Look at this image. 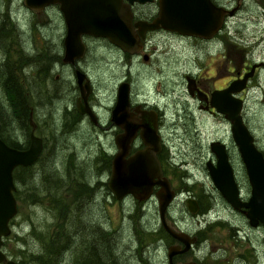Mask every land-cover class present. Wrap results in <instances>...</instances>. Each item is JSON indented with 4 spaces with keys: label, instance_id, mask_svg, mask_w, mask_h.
Instances as JSON below:
<instances>
[{
    "label": "rangeland",
    "instance_id": "374dc122",
    "mask_svg": "<svg viewBox=\"0 0 264 264\" xmlns=\"http://www.w3.org/2000/svg\"><path fill=\"white\" fill-rule=\"evenodd\" d=\"M21 1L0 0V73L11 71L22 93H28L27 109L31 108L30 120L42 151L30 169L33 181L19 174L23 185L14 183L17 212L0 249L6 259L28 264V257L36 255L51 235L69 231L73 238L61 264L76 262L90 241L101 253L110 250L112 264H166V247L172 241L158 223L155 200L115 201L105 185L107 161L113 154L109 112L116 85L125 79L131 86V101L155 104L161 113L164 174L176 195L165 221L174 231L200 241L184 263L195 259L206 264H245L235 258L246 249L250 254L242 259L264 264V246L259 243L263 233L232 219L204 168L206 161L214 162L208 144L218 141L226 147L235 172L241 171L229 125L220 115L198 110L183 80L184 75L200 81L214 78L217 87L225 84L232 68L264 64V0H212L231 12L214 40L202 43L151 34L146 62L111 48L90 49L84 70L93 83L91 104L101 129L87 120L79 122L70 111L73 99L67 94V81L72 78L67 70L54 66L56 20L50 16L40 25L42 18L28 12ZM63 81L65 85L59 84ZM247 82L236 97L242 101L244 125L264 158V66ZM1 83L0 75V132L7 142L25 144L29 126L15 120ZM188 198L201 208L196 215L186 210ZM231 225L242 229L250 242L233 243Z\"/></svg>",
    "mask_w": 264,
    "mask_h": 264
},
{
    "label": "water",
    "instance_id": "95a60500",
    "mask_svg": "<svg viewBox=\"0 0 264 264\" xmlns=\"http://www.w3.org/2000/svg\"><path fill=\"white\" fill-rule=\"evenodd\" d=\"M144 3L147 0H22V6L30 12H39L49 5H57L65 26L64 62L81 57L84 47L82 36L106 39L123 53L133 54L139 49L134 37V28L142 35L146 31L162 29L180 36L209 40L221 30L223 19L231 15L210 0H157V16L150 23L132 24L130 5L133 2ZM140 30V31H139ZM264 64H252L241 79H235L222 90L210 93L209 106L214 113L223 117L229 125L232 144L244 169L249 184V198L241 203L233 181L232 170L225 146L219 142H210L208 150L215 159L212 165L205 163L208 177L221 198L233 208L247 209L246 217L252 225L259 221L264 225V158L255 147L253 138L244 125L241 116L242 101L236 97L243 91L252 77L253 71ZM76 84L80 86L82 74L76 73ZM191 82L187 80L186 90L191 94ZM88 86L79 87L82 102H85ZM128 84L119 83L115 92V102L110 111L109 122L121 133L113 137L116 152L111 157L106 188L115 201L130 196L136 202H144L153 197L156 201L158 223L163 232L180 243L183 248L172 246L167 249L166 257L185 253L194 238L182 232H175L165 221L166 209L175 199L169 181L162 177L156 155L160 151V139L156 129L154 112L128 113ZM200 100V98L198 97ZM77 112L86 115L90 121L93 114L88 107L77 105ZM30 125L28 145L23 150L8 147L0 140V249L4 238L10 234L8 223L17 212L14 198L15 186L12 173L17 167H30L37 162L42 151L41 139L34 134ZM143 146L129 157L127 154L135 139ZM153 187L158 190L152 192ZM190 214L197 213L194 200L185 201ZM256 219V220H254ZM0 264H15L6 259L0 250ZM193 264V263H189Z\"/></svg>",
    "mask_w": 264,
    "mask_h": 264
},
{
    "label": "flooded vegetation",
    "instance_id": "af4514ba",
    "mask_svg": "<svg viewBox=\"0 0 264 264\" xmlns=\"http://www.w3.org/2000/svg\"><path fill=\"white\" fill-rule=\"evenodd\" d=\"M210 2L213 5H215L217 7H221L224 10H226L225 7L216 5L212 0H210ZM21 4H22V1H21ZM143 7H147L148 9L143 10L142 9ZM27 11L30 12L29 10H27ZM130 11L132 13V24L137 23V22L150 23L157 16V0H147L144 3H138V2L134 1L130 5ZM30 13L32 15H35L39 19L42 18L40 25L48 23V21H50V16L54 17V19L56 20L55 23H52V24H55L54 28L57 30V33H56L57 35L54 37V46H53V48L55 50L54 66L56 68H58L59 71H61L63 69L67 70V76L72 78V82L67 81V83H68V85H67L68 88L67 89H69V91H67V94L69 95V97L71 99H73V107L71 108L70 111H72L73 114L75 115V117L78 118L79 122L87 120L94 127H97L99 129H101V126H103V125L100 124L99 118H98V116L96 114V111L93 109L94 106H92V104H91V98H92V95H93V86H92L93 83H92V80H91L89 74L84 70V67H85V64H86L84 59H85V56L87 55V53L89 52L90 49H96V48H102V47L103 48H111V49H114V50H117L118 52H120L122 54V56H124V57H127V58L141 57V60L143 62H146L148 60V56L145 54V51L147 50V44L149 43L148 38H149V36L151 34L162 33V34H165V35L170 36V37H174V38H178V39H194V40H198L199 42H202V43H209L212 40H214L215 37L217 36V34H216L214 37H212L209 40H202V39H198V38H194V37L180 36V35H178L176 33L167 32V31L162 30V29H157L155 31H146V32L142 33V35H140L137 32L138 29L134 28V37H135L136 41L139 43V49L137 50L136 53H133V54H128V53L121 52L118 48L114 47L109 42H107L106 39L95 38V37H91V36H82V37H80V41H81V43H82V45L84 47V50H83V53H82L81 57L73 58L71 62H64L63 61V59H64L63 41H64V37H65V26H64L62 14L59 11L58 6L57 5H49V6L44 7L39 12H30ZM223 21H224V19H223ZM263 66H261V67H263ZM261 67H259V68H261ZM249 68L250 67H247L246 69H242V70H235V71L232 68L231 71L227 72V74L230 75V77H228V79L225 82V84H223L222 86H217V87H215L213 85L214 78H208L206 80L200 81V80H197V78L192 77L191 75H184L183 76V80H184V84H185L186 94L188 95V97L191 100H194L196 102L198 110H200L202 112H205V113H207L209 115H217V114L214 113L213 109L209 106L210 93L213 92V91H218V90L225 89L229 85L230 82L234 81L235 79H241L242 75L249 71ZM257 69L258 68H256L253 71L252 76L254 75V72ZM76 73H80L83 76L80 86L83 87L84 84H85V85L88 86V89H89V93H87V95H86L85 102H82V100L80 98V94H79V87L80 86H78L76 84V76H75ZM54 78L57 79V80L59 79L57 74H55ZM250 79H248V81ZM187 80H189L191 82V86H190L191 90H192L191 94H189L187 92V90H186ZM122 82L128 84V86H129V93H128V113L129 114L134 115L136 113L135 111H137V112H143V111L144 112H154L156 114V129H157V135L159 136V139H160V151L156 155V158H157V160L159 162V165H160V170H161L162 177H165L168 180V178L164 174L165 173V162H164V146H163V143H162V137L160 135L161 134V130H162L160 110L155 106V104L154 105H150V104H148L146 102H143V101H141V102L131 101V95H130L131 86L125 79H122L121 81H119L117 83V85H116V88H117L118 84L122 83ZM65 83L66 82L63 81V82H61L59 84L65 85ZM116 88H115V92H116ZM24 97L25 98L28 97V93H26L24 95ZM198 97L200 98V100L198 99ZM114 102H115V100H114ZM77 105H79L81 107H84V106L88 107L90 112L93 114V120L90 121L89 118L85 114L84 115L79 114L77 112ZM112 108H113V106H112ZM109 115H110V112H109ZM30 117H31V108H29V110H28V123H27V125L29 126V129H30V125H33L34 132H35V125L31 122ZM107 126H109V128H108L109 130L108 131L111 132V134H112V146H113L112 147L113 154L111 156H109V159L107 161V166H106V170L109 172V165H110L109 161H110L111 157L114 155V153L116 152V149H115V147L113 145V137L116 136L117 134H120L121 131H120L119 128H116L113 125H111V123H110V125H107ZM214 142H218V141H214ZM142 148H143V146L139 143L138 139L136 138L134 140V142L132 143L131 147H130V150H129L128 154H127V157H129L135 151L140 150ZM225 150H226V153H227L226 147H225ZM228 159H229V157H228ZM238 160H239V158H238ZM205 163H204V168H205ZM229 163H230V160H229ZM211 164L212 165L215 164V159H214V162L211 163ZM239 164H240L239 167H240V170H241L239 173L235 172V170L233 169L231 163H230V167H231V170H232L233 181H234V184H235L236 190H237L238 201L241 202V203H246L248 198H249L250 188H249V184L247 182V178H246V175L244 173V169H243V167L241 165L240 160H239ZM206 172H207V170H206ZM13 183H14V181H13ZM169 183H170V181H169ZM170 186H171V183H170ZM212 187H213V185H212ZM213 189L215 190L214 187H213ZM152 190H153L152 192L154 193L155 191L158 190V187H153ZM173 192H174V190H173ZM215 192L217 193V196L220 198V200L224 203V206L227 207L228 212H229L230 216L232 217V219H234L236 221H239L240 223H242L244 226H246L251 231H257L258 230L259 232L263 233V236L261 237L259 243L264 246V225L262 223H260L259 221H256L255 225H252L251 222L249 221V219L246 217L247 209L242 208V207H240L238 209L233 208L232 206H230L227 202H225L221 198V196L219 195V193L216 190H215ZM125 197H130V196H125ZM125 197H123V198H125ZM151 198H153V197H150V199ZM175 199H176V195H175ZM188 199H192V198H188ZM192 200H194V199H192ZM144 202H146V201H144ZM144 202H139V203H144ZM136 203H138V202H136ZM155 203H156V201H155ZM195 203H196V206H197V213H199V210H201V208L198 206L196 201H195ZM185 207H186V204H185ZM196 214H190V215H196ZM254 220H256V219H254ZM230 228L232 229L231 240H233V243H239V241L241 242V241H245V240H246V243L250 242L247 234L244 233V231L242 229H240L239 227L234 226V225H231ZM175 232H182V231H175ZM182 233H184V232H182ZM184 234H187V233H184ZM189 237L190 238H194V242L190 245L189 249L183 254H179V255H175V256L171 257L170 262H168L167 257H166V253H167V249L169 247L178 246L179 249L183 248V246L180 243H178L177 241H175V240H173V239H171L169 237V239L172 242L170 244H168V246L166 247V252H165L166 264H189V263L204 264L205 263L203 261V259H200V260H202L204 263L203 262H198L195 259L188 260V262L184 263L185 256L190 255L191 254V250L193 249L195 244H197V243L199 244L200 243V241L198 242L195 237H193V236H189ZM256 241H258V240H256ZM236 246H238V245H236ZM246 254H250V251L245 249L244 251H242V253H240V254H238L236 256L235 260L240 259L245 264H260L258 262V260H256V259H253L252 261H248L247 259H242L243 256L246 255Z\"/></svg>",
    "mask_w": 264,
    "mask_h": 264
},
{
    "label": "trees",
    "instance_id": "16d2710c",
    "mask_svg": "<svg viewBox=\"0 0 264 264\" xmlns=\"http://www.w3.org/2000/svg\"><path fill=\"white\" fill-rule=\"evenodd\" d=\"M10 30L13 32L12 27H10ZM14 31L16 33L15 29ZM0 75L2 79L1 87L9 96V108L11 109V113L13 114L15 120H19V125H26L28 123V99L24 97V94L20 89V84H18V82L15 80L11 71L0 73ZM1 113L2 110L0 108V114ZM0 140L8 147L15 150H23L28 144V139L26 140L25 144H19L18 142H7L2 136L1 132ZM31 167L32 166H30V168L26 167L22 169L21 167H17L12 173V179L14 178L13 181L15 180L14 183L18 186L23 185V179L19 178V174H24L26 180L32 182L34 179V173L30 171ZM14 198H17V191L14 193ZM72 238L73 234L69 231H65L62 236H59L57 233L51 235L50 239L46 240L45 244H41L40 250L36 255L33 254L28 257V264H61V262L64 260L66 252L69 251L68 248L70 247L69 244ZM103 260H105V264H112L110 250L108 253H101L98 248L95 247L93 242L90 241L84 250H80L78 258L73 264H103L101 262Z\"/></svg>",
    "mask_w": 264,
    "mask_h": 264
},
{
    "label": "bare ground",
    "instance_id": "6f19581e",
    "mask_svg": "<svg viewBox=\"0 0 264 264\" xmlns=\"http://www.w3.org/2000/svg\"><path fill=\"white\" fill-rule=\"evenodd\" d=\"M38 161V160H37ZM30 168V167H29ZM22 169V168H21ZM15 175V174H14ZM14 179V178H13ZM14 182H15V180H14ZM210 213V212H209Z\"/></svg>",
    "mask_w": 264,
    "mask_h": 264
}]
</instances>
